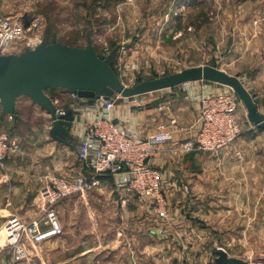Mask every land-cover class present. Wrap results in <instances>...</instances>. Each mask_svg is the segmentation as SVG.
Returning a JSON list of instances; mask_svg holds the SVG:
<instances>
[{"label":"crops","instance_id":"0c3cea01","mask_svg":"<svg viewBox=\"0 0 264 264\" xmlns=\"http://www.w3.org/2000/svg\"><path fill=\"white\" fill-rule=\"evenodd\" d=\"M237 4L240 20L251 15L247 24L243 20L239 23L240 38L253 37L247 42L231 41L224 57L226 65L220 68L241 80L264 113V0H240ZM251 5L255 7L250 9ZM197 81L203 80L181 83L168 93L154 90L128 97L113 94L109 97L114 101L110 109L103 106L102 98L75 100L63 88L47 91L57 106L73 110L74 119L61 135L62 140L50 135L49 144L35 139L27 144L28 156L7 159L0 170V234L13 213L27 219L44 214L38 190L47 175L89 174L76 155L87 120L107 115L123 133L134 138L148 136L171 117L185 128L176 129L171 141L154 144L148 158L150 165L165 171V217L154 211L151 198H131L121 204L114 185L116 176L104 175L92 190L58 201L54 208L63 221V236L47 238L39 248L31 249L30 257L15 264H153V241L160 246V264H215L220 248L228 257L249 264L264 262V129L248 124L246 109L239 106L237 114L242 125L249 126L233 144L219 152L175 154L171 150L175 141L195 133L199 96L206 88L226 89L211 84L193 88ZM161 94L165 97L160 101ZM16 107L19 113L15 122L23 119L21 110L28 107L34 115L47 117L43 131L49 134L52 122L41 106L20 96ZM180 183L188 184L189 190L181 189ZM93 208L96 220L89 222L88 212ZM90 227L102 230L96 253L85 246ZM3 240L1 236L0 264H11V250Z\"/></svg>","mask_w":264,"mask_h":264},{"label":"rangeland","instance_id":"374dc122","mask_svg":"<svg viewBox=\"0 0 264 264\" xmlns=\"http://www.w3.org/2000/svg\"><path fill=\"white\" fill-rule=\"evenodd\" d=\"M238 1L240 0H0V14L18 18L25 24L36 21L37 25L30 30V39L25 48L33 47L39 42V38L45 36L49 39L56 36L64 43L84 46L90 36L96 51L105 55L114 53V65L119 77L126 85L132 86L140 80L189 66L210 64L225 67L224 57L231 41L247 42L253 37L250 35L246 39L240 38L239 23L243 20L247 24L251 15L241 20L237 17ZM253 7L255 6H249L250 9ZM247 33L251 34L249 31ZM22 46L13 53L21 52L24 49ZM197 83L193 88L211 84L233 91L231 87L213 81L203 80ZM177 86L161 89L156 93H168ZM217 91L220 90L208 86L199 96V101L204 94ZM164 97L165 94H161L158 99L161 101ZM240 106L245 111L242 101ZM21 111L24 116L19 122H15L12 117L0 118V127L13 137L16 136L24 150L21 154H11L15 157L28 156L27 144L35 139L40 138L45 140L44 143H51L49 134L43 131L47 117L34 115L28 107ZM246 120L248 124L259 129L247 116ZM247 123L242 125L241 133L249 126ZM36 143L39 144V141ZM44 179H41V186ZM41 186L38 197L43 206ZM62 199L57 200L53 206ZM43 212V215L30 219L23 218L18 213L13 214H17L24 221H30L42 219L46 213L44 208ZM58 218L63 225L60 215ZM95 220L96 212L93 208L92 212H88V221ZM62 230L64 232L63 226ZM63 232L60 235L63 236ZM101 232L102 230L91 227L86 231L89 241L85 246L93 253L97 252V239ZM1 236L4 238V230ZM42 242L29 245L30 255L31 249L39 248ZM159 253L160 246L153 241V264H160Z\"/></svg>","mask_w":264,"mask_h":264},{"label":"built area","instance_id":"2783aa9c","mask_svg":"<svg viewBox=\"0 0 264 264\" xmlns=\"http://www.w3.org/2000/svg\"><path fill=\"white\" fill-rule=\"evenodd\" d=\"M36 25L35 20L25 24L18 18L0 14V54L13 53L21 45L22 48L28 46L29 32ZM69 95L75 100L80 98L73 91H69ZM103 104L106 109H110L114 101L108 98ZM240 105V98L231 89L204 94L200 99L195 133L187 139L175 141L171 150L175 154L217 152L233 144L241 134L242 121L237 114ZM63 109L57 106L56 112L61 113ZM184 128L177 124L175 117H171L168 122H160L148 136L134 138L123 133L119 125L107 115L87 120L84 136L77 144L76 155L78 161L90 170L89 174L47 175L40 189L45 216L30 221H24L17 214L9 216L3 227V242L11 250V264L29 257L30 244H38L63 232L53 206L57 200L95 188L104 175L116 176L114 185L121 204H127L131 198L137 201L151 198L154 211L165 217L168 205L162 184L165 171L150 165L148 158L154 151V144L171 141L174 131ZM23 151L18 139L0 128V170L5 168L6 159L12 153L21 154ZM178 186L189 190L186 183Z\"/></svg>","mask_w":264,"mask_h":264},{"label":"water","instance_id":"95a60500","mask_svg":"<svg viewBox=\"0 0 264 264\" xmlns=\"http://www.w3.org/2000/svg\"><path fill=\"white\" fill-rule=\"evenodd\" d=\"M208 80L233 89L246 109V116L259 129H264V113L260 112L250 92L241 80L226 70L210 65H194L178 71L146 78L132 86L119 77L114 65V53L103 54L93 47L91 37L84 46L70 45L53 36L26 47L19 53L0 54V116L18 118L17 98L27 96L41 106L51 119L49 135L62 140L74 119L73 110L57 113V104L48 90L63 88L80 98H102L113 94L124 97L173 87L184 82ZM215 264H249L228 257L223 249L216 252Z\"/></svg>","mask_w":264,"mask_h":264},{"label":"trees","instance_id":"16d2710c","mask_svg":"<svg viewBox=\"0 0 264 264\" xmlns=\"http://www.w3.org/2000/svg\"><path fill=\"white\" fill-rule=\"evenodd\" d=\"M44 38H46L47 41H50V40L52 39V38L49 39V38H47L46 36H45ZM67 44H68V43H67ZM140 81H141V80H140ZM0 118H4V116H0ZM17 122H19V121H17Z\"/></svg>","mask_w":264,"mask_h":264}]
</instances>
